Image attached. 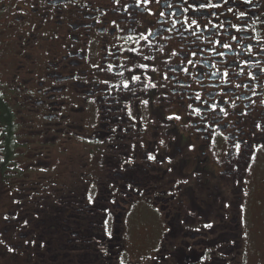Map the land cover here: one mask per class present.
Masks as SVG:
<instances>
[{
    "label": "flooded vegetation",
    "instance_id": "af4514ba",
    "mask_svg": "<svg viewBox=\"0 0 264 264\" xmlns=\"http://www.w3.org/2000/svg\"><path fill=\"white\" fill-rule=\"evenodd\" d=\"M262 202L264 0H0V264H264Z\"/></svg>",
    "mask_w": 264,
    "mask_h": 264
},
{
    "label": "trees",
    "instance_id": "16d2710c",
    "mask_svg": "<svg viewBox=\"0 0 264 264\" xmlns=\"http://www.w3.org/2000/svg\"><path fill=\"white\" fill-rule=\"evenodd\" d=\"M76 254H79L80 256H82V252L81 251H76ZM56 255L58 256V261L57 264H70V258L67 257L66 252L61 251V252H57ZM82 258H75V263L74 264H84ZM44 264H49L47 262H44Z\"/></svg>",
    "mask_w": 264,
    "mask_h": 264
},
{
    "label": "rangeland",
    "instance_id": "374dc122",
    "mask_svg": "<svg viewBox=\"0 0 264 264\" xmlns=\"http://www.w3.org/2000/svg\"><path fill=\"white\" fill-rule=\"evenodd\" d=\"M261 206H262V208H263V212L261 213L262 214V218L264 219V202H262V204H261ZM263 225H264V220H263ZM263 235H264V230H263ZM135 239V241L136 240H140V241H145V239H144V236H143V233H139V234H137L136 235V237H135V234H133V235H130L129 237H127V240L128 241H131V240H134ZM143 242L141 243V245L143 244ZM146 246V245H145ZM144 246V247H145ZM251 247H254V243H251ZM135 248H137V249H141V247L138 245V243H136V245H135ZM145 252V254H146V251H144ZM261 263V262H260Z\"/></svg>",
    "mask_w": 264,
    "mask_h": 264
}]
</instances>
